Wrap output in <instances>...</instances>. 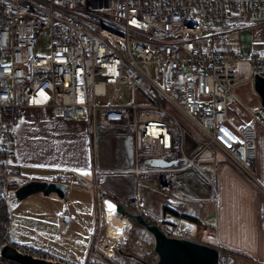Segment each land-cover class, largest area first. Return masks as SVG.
Segmentation results:
<instances>
[{
	"label": "built area",
	"instance_id": "built-area-1",
	"mask_svg": "<svg viewBox=\"0 0 264 264\" xmlns=\"http://www.w3.org/2000/svg\"><path fill=\"white\" fill-rule=\"evenodd\" d=\"M243 15L247 21L233 23ZM264 26V0H0V202L6 203L16 158L15 131L26 108H47L64 121H86L91 135L93 188L99 185L96 139L99 129L121 128L133 148L130 173L180 199L201 197L169 183L175 167L149 161L185 159L175 145L187 133L202 150L229 162L257 182L255 122L264 125V107L249 111V122L235 125L230 104L240 84L264 78V49L247 54L230 47L231 35ZM49 35V54L36 53ZM248 64V75L238 70ZM128 86L131 100L103 104L110 86ZM197 133L187 132L179 118ZM200 137L201 139H199ZM174 143V147L172 144ZM165 173V175H158ZM167 175V176H166ZM215 198V197H214ZM198 199V200H196ZM169 238L196 241L189 229L166 223L138 197L122 203ZM50 263L75 264L29 244L4 246ZM218 264H235L230 251L216 247Z\"/></svg>",
	"mask_w": 264,
	"mask_h": 264
},
{
	"label": "crops",
	"instance_id": "crops-1",
	"mask_svg": "<svg viewBox=\"0 0 264 264\" xmlns=\"http://www.w3.org/2000/svg\"><path fill=\"white\" fill-rule=\"evenodd\" d=\"M248 30L250 32L243 38L239 34L234 44L236 46L232 47L245 54L253 48L264 49V26ZM253 30L258 31L257 35ZM238 95L237 99L240 97ZM258 105L257 99L253 109ZM249 121L250 117L246 122ZM17 123V155L13 160L11 174L7 178V194L10 193V198L6 200L8 213L10 216L15 214L33 196L37 197L35 207L43 216L48 212L49 205L58 208L55 214L57 231L55 235H51L53 239L42 236L36 246L27 244L44 250L52 248L53 251L59 250L76 255L75 257L80 253L85 255L87 251L95 252L96 246L100 249L99 245H96L97 236L94 235L92 222H85L87 215L89 219L92 217L91 194L95 195L96 190H101L93 188L90 183L93 149L88 123L84 120L64 121L49 109L39 107L24 109ZM32 126L35 131L46 126L50 132L39 134L34 146L33 142L29 146L27 131H32ZM254 128L257 149L254 174L257 182L241 174L226 162L222 155L217 154L216 158H212V151L199 149L196 145L194 150H189L187 143L195 142L189 134H183L181 143L176 144V147L192 161V169L191 165L184 167L183 162L177 160L176 164L165 168H179L173 171L176 172L190 167L189 178L192 182L188 183L194 188V195L201 197L199 202L180 200L185 194L179 190L174 191L180 196V199H177L171 194L149 189L139 182L129 181L130 186L124 189L131 178L128 176L133 166L132 142L124 133L114 135L108 129H99L95 144L99 185L103 192H109L110 197L117 202H123L129 196L138 197L144 206L160 211L165 220L176 224L178 220L188 223L186 227H182L184 229L191 231L192 224L194 227L211 231L213 239L210 241L201 236H193L199 243L231 251L235 256V264H264V125L255 122ZM45 136L47 138L43 139ZM98 141L100 147L101 144L102 147L105 146L108 155L101 153L98 156ZM40 182L64 184L65 196L61 198L56 193L46 195L42 190L38 191ZM164 207L188 215L194 220L176 217L169 211L163 214ZM96 226L99 227L97 222ZM42 240L44 242H41ZM8 241L11 244L19 243L10 238ZM90 255L88 253L85 264L91 258ZM61 257L67 262L83 264ZM135 260L138 262L136 258Z\"/></svg>",
	"mask_w": 264,
	"mask_h": 264
},
{
	"label": "rangeland",
	"instance_id": "rangeland-1",
	"mask_svg": "<svg viewBox=\"0 0 264 264\" xmlns=\"http://www.w3.org/2000/svg\"><path fill=\"white\" fill-rule=\"evenodd\" d=\"M231 21L233 23H238L241 21H247V19L240 14H235L233 17H230ZM252 31V30H251ZM250 30L243 29L238 32V34H234L231 36V39L228 42V45L230 47L236 46L234 45L236 43L237 37L240 36L243 38L244 35L248 34ZM253 33L257 35L258 31L253 30ZM234 48V47H233ZM36 53L40 54H49V35L44 34L35 47ZM238 70L244 73L243 77H246L248 75V64L247 63H239L237 65ZM108 95L106 97L98 98L99 103L103 104H110L115 102H121L125 103L129 100H131V92L128 86H119V87H113L110 86L108 89ZM237 94L240 96L238 98V101H234V103L230 104V110H229V117L230 120L235 125H241L242 123L248 121L249 111L253 110L254 105L256 104V101L258 99V93L256 92L255 88L253 87L252 81L245 82L243 84H240ZM171 111H173L171 109ZM174 112V111H173ZM177 118L179 116L174 112ZM180 119V118H179ZM181 124L186 128L187 132L193 134L197 137V133L192 129L190 125H188L184 120H181ZM32 131H27V137H28V144L31 146L33 142V146L36 143V139H39V134L44 135L50 131H48V128L45 126L41 128L39 131L34 130V127L32 126ZM108 131L111 134L114 135H122L123 131L121 128H108ZM108 133V132H107ZM47 136L43 137V139H46ZM201 139L200 137H198ZM46 142V141H45ZM196 143H187V147L189 150L195 149ZM176 146V145H175ZM197 146V145H196ZM172 147H174V143L172 144ZM30 148V147H29ZM175 148V147H174ZM98 149V156L100 154L108 155L106 153L105 146L101 144L100 147V141H98L97 144ZM200 149V148H199ZM181 153V151H178ZM106 157V156H105ZM180 160V159H179ZM177 159V161H179ZM185 159H181V161H184ZM186 164L187 162L184 161ZM184 163L182 165H184ZM165 168V167H163ZM190 167H186L183 171H176V172H170L168 173L169 176V183L172 184L175 188H178L180 190H186L192 194H196L194 188L190 187V178L191 177V170H189ZM192 169V166H191ZM158 175H165V173H158ZM167 176V175H166ZM128 177V183L127 186L124 189H127L130 186V182L137 183L136 177H134L132 174H129ZM189 182V183H188ZM147 188H152L155 191H159L161 193H165L162 191L159 187L156 186V188L152 187L147 182H142ZM101 192V191H100ZM99 190L95 191V195L91 194V207H92V217L89 219L88 215L86 217L85 222L91 223L92 222V228L94 235L97 236L96 238V245H99L100 249H97V246L95 248V252H86L80 253L75 257L76 255L73 254H67L62 251H53L54 249L48 248L46 250L53 251L55 254H60L61 256L73 260L76 263H83L85 264L86 257L89 253L91 258L89 259L91 262L95 263H103V264H157V255L154 252L153 245H154V238L150 237V234L144 230V228L140 227L135 220L132 219H126L125 217L121 216L115 211H110L107 208L103 207L102 197H100ZM102 193V192H101ZM104 200L110 199L109 192H104ZM129 196V195H127ZM113 197V196H112ZM7 198H10V193L8 192ZM133 197L129 196L127 199H125L123 202L119 200V202L124 203L129 200H132ZM38 199L37 197H31L28 199L21 208L15 214L9 217L8 222V234L9 238L13 241L19 242V243H30L34 246H36L39 242V238L42 236H45L47 239H53L51 235H55L57 231V224L55 223V214L58 211V208L55 206L49 205L48 212L46 215H41L39 213L38 209H36L35 205L37 203ZM7 202V201H6ZM0 206H2L4 209H7V205L5 202L1 203ZM160 213V211H157ZM105 220L109 221L113 225L114 230H117L120 232L121 239L119 242L110 243L111 249L110 251L104 250L101 247L102 239L104 238L103 235V226ZM96 222L99 225L96 226ZM178 224L181 227H186L188 223L183 222V220H178ZM190 224V223H189ZM191 226V233L197 236H201L208 241L213 239V233L203 227H194V225L190 224ZM75 227V225H74ZM72 227V228H74ZM6 229V228H5ZM4 235V234H3ZM50 236V237H49ZM2 234L0 237V241L4 240L10 243L7 239L2 238ZM41 242H44L43 240ZM45 247V245H42ZM37 246V247H42ZM43 248V247H42ZM47 248V247H45ZM136 253H139L142 255L141 257L137 256ZM137 256V257H136ZM109 258L112 260V262H109ZM135 258L138 260V262L135 260ZM88 260V261H89ZM88 264V262L86 263Z\"/></svg>",
	"mask_w": 264,
	"mask_h": 264
},
{
	"label": "water",
	"instance_id": "water-1",
	"mask_svg": "<svg viewBox=\"0 0 264 264\" xmlns=\"http://www.w3.org/2000/svg\"><path fill=\"white\" fill-rule=\"evenodd\" d=\"M253 87L260 96L264 107V78L256 77ZM153 166L169 167L176 164L175 160L170 162L155 159L149 161ZM37 190L46 195L56 193L59 197L65 196V185L58 182H40ZM103 207L110 208L125 218L135 220L136 223L146 232L153 235V249L157 255V264H218V250L204 243H199L189 239L169 238L161 232L158 226L149 224L143 216L134 214L127 210L121 202L106 199L103 201ZM3 259L0 264H62L60 262L50 263L44 260H38L31 256H25L15 251V249L6 245L2 251Z\"/></svg>",
	"mask_w": 264,
	"mask_h": 264
},
{
	"label": "trees",
	"instance_id": "trees-1",
	"mask_svg": "<svg viewBox=\"0 0 264 264\" xmlns=\"http://www.w3.org/2000/svg\"><path fill=\"white\" fill-rule=\"evenodd\" d=\"M111 200H113V198L109 197ZM167 211H169L170 213H172L173 215H175L176 217H179V218H187V219H191V220H194L192 217H189L188 215H183L179 212H176L174 210H169L167 207H164L163 208V214L166 213ZM9 213H8V209H4L2 206H0V237H1V234H2V238L4 239H9L8 238V222H9ZM166 223L168 224H171L172 222H169L168 220H166ZM6 228V229H5ZM4 234V235H3ZM109 262H112V260L109 258ZM88 264H103V263H95V262H91L90 260L88 261Z\"/></svg>",
	"mask_w": 264,
	"mask_h": 264
},
{
	"label": "bare ground",
	"instance_id": "bare-ground-1",
	"mask_svg": "<svg viewBox=\"0 0 264 264\" xmlns=\"http://www.w3.org/2000/svg\"><path fill=\"white\" fill-rule=\"evenodd\" d=\"M105 208H107V207H105ZM107 209L110 211H114L110 208H107ZM102 236H104V238L102 239L101 247L107 251H110V249H111L110 243L119 242L121 239L120 232L117 230H114L113 225L111 223H109V221H107V220H105V222H104L103 235ZM150 237H153V235L150 234Z\"/></svg>",
	"mask_w": 264,
	"mask_h": 264
}]
</instances>
